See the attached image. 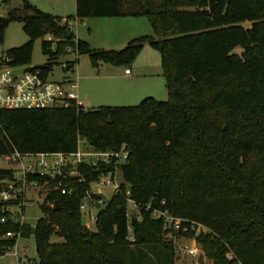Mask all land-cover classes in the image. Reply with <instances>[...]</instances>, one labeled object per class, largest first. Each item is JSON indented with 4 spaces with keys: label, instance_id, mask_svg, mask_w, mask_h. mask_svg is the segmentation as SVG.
Masks as SVG:
<instances>
[{
    "label": "trees",
    "instance_id": "1",
    "mask_svg": "<svg viewBox=\"0 0 264 264\" xmlns=\"http://www.w3.org/2000/svg\"><path fill=\"white\" fill-rule=\"evenodd\" d=\"M76 6L80 18L146 15L154 35L97 49L77 37L70 16L24 0L22 10L0 18V42L8 23L21 20L28 39L7 51L15 63H30L34 40L50 35L42 40L48 68L75 46L96 66L126 65L149 42L162 56L169 97L86 108H0V156L74 152L79 139L103 150L130 149L119 164L120 188L103 205L88 204L99 206L95 230L82 223L81 203L115 162L79 163L77 176L68 168L55 177L27 172V181L51 186L40 203L43 216L32 225L4 210L6 203L20 204L23 192L0 199V255L17 242V235L5 237L12 230L34 235L39 258L30 264H175L167 234L193 237L201 225L197 244L216 264H264V0H76ZM14 172L0 168V192L8 187L3 182L16 181ZM60 180L70 192L54 188ZM129 196L138 210L131 216ZM155 210L181 218V227H165ZM54 235L62 239L53 241ZM149 248L158 250L157 259Z\"/></svg>",
    "mask_w": 264,
    "mask_h": 264
},
{
    "label": "rangeland",
    "instance_id": "2",
    "mask_svg": "<svg viewBox=\"0 0 264 264\" xmlns=\"http://www.w3.org/2000/svg\"><path fill=\"white\" fill-rule=\"evenodd\" d=\"M35 6L42 8L43 10L52 14L60 16H70L74 28V33L81 39L87 40L91 47L97 49H119L124 47L127 42L133 37L141 36L142 34L154 35V29L146 15H124V16H90L80 18L76 15V0H30ZM24 3V0H1L0 3V18L7 16L11 10L20 9ZM22 10V9H20ZM22 12V11H20ZM111 20V22H109ZM250 21H246L245 24H249ZM128 29V33L125 36L122 32ZM120 33V34H119ZM134 33V34H133ZM132 34V35H131ZM131 35V36H129ZM129 36V37H128ZM128 37V38H126ZM50 35H44L38 37L34 41V46L31 55V62L27 63L28 66H35L39 63L50 62V58L42 50L43 39H49ZM28 39V35L23 28V22L18 19H13L8 23L5 29L3 41L0 42V53L4 50H8L12 47H17L23 44ZM240 50V48H238ZM75 57L79 59L74 64L73 75L78 76L79 93H81V99L89 107L98 106L101 104H114V105H127L137 104L145 96L152 95L157 99H167L169 97V91L166 87V77L162 68V56L159 51L154 48L149 42H146L142 49L137 53L136 58L132 63L126 65H118L112 62L101 63L96 66L92 63L91 57L88 53H68L56 60L53 63V69L50 72L51 78H59L64 74L62 69V61L71 60ZM132 69V74L140 82L141 89L144 91L142 95L128 98L126 101L121 99L119 94L116 93L112 87V82L116 79L117 75H120L126 67ZM138 82V83H139ZM85 141L81 140L79 145L81 148H85ZM40 157L37 155L22 156L19 161L6 160L5 156H0V168L11 167L20 172L23 164L35 163ZM45 159L50 166H46V169L55 166L56 156H45ZM117 179L121 180V172H118ZM106 176H102L105 178ZM123 179V178H122ZM17 187L22 186V182L16 177ZM16 181H13L15 183ZM114 182L111 184H98L97 181L91 183V187L87 190H94L95 188L102 187L104 202L112 198V194L115 192ZM51 186L49 184H42L41 186L28 185L22 192L24 197L20 202V207L13 206V216L22 222H28L34 225L37 220L42 217L43 213L40 207V202L46 200V195L49 193ZM98 207L96 206L91 210V213L95 215ZM128 213H138L134 204L128 206ZM92 230H95V222L91 219L86 224ZM203 226L196 227L197 233L200 232ZM196 235L193 237L181 234H174L169 232L167 234L168 240H171L175 247L174 261L175 264H200L199 257L201 253L204 254L201 246L197 244ZM130 237L133 238L131 231ZM62 237L54 235L53 241H60ZM28 245L27 261L25 264H30L31 261L38 259L39 255L36 250L34 235L22 237L18 239V246L20 250H23ZM197 246L200 251L198 254L192 253V249ZM151 256L157 259V251L155 248H149ZM149 262H154L150 257ZM205 264H216L215 261L204 254ZM0 264H17V256L10 249L8 253L0 255Z\"/></svg>",
    "mask_w": 264,
    "mask_h": 264
},
{
    "label": "built area",
    "instance_id": "3",
    "mask_svg": "<svg viewBox=\"0 0 264 264\" xmlns=\"http://www.w3.org/2000/svg\"><path fill=\"white\" fill-rule=\"evenodd\" d=\"M1 3V0H0ZM71 29L74 28V24L71 20H67ZM68 53L76 52L78 53L77 46L68 47ZM67 53V54H68ZM65 60L62 61V69L64 70V74L62 77L57 79L51 78L50 72L53 69V65L48 68V65L44 67H35L28 66L27 63H15L12 56L8 53L7 50H4L0 53V108H15V109H40V108H57V107H70L77 106L86 108L84 101L80 97V93H78L79 84H78V76L73 75L74 72V64L73 60ZM125 71H129V68H126ZM83 140L85 141V148H81L79 142ZM78 148L74 152H41V153H25L26 155H37L40 158L36 160L35 163L23 164V167L20 172H14L15 177L18 176L20 181H22V186L17 187V182H9L8 186L5 189H2L0 192V199L3 201H8L10 198L17 197V194L22 192L26 186H41L38 181L32 180L27 181L26 173L27 172H39L40 174L46 173L52 177H55L59 174H64V169H67V172L71 176H77L79 174L76 169L77 165L82 162H86L90 165H98L101 162L111 163L115 162L116 166L109 170L107 173H103L99 176L98 184H111L114 182L115 191L120 188V185L123 181L117 179L119 169V164L126 162L128 155L130 153L129 147L126 144H123L119 149H98L94 146H91L86 142L85 139H79ZM56 156L55 166H52L46 169V166H50L45 159V156ZM24 156L19 152L6 154V160H20ZM121 172V171H120ZM106 176L102 178V176ZM78 180H83L81 175L78 177ZM55 189H60L62 193L70 192L65 184H63L62 180L59 181L57 185L54 186ZM94 193H103V188L98 187L94 190L87 191L85 199L81 203V208L84 212V216H86V224L91 219L95 222L97 218V214H92L91 210L93 208L89 207L88 204L90 201H96L99 205L104 204L103 197H99L98 199H94ZM129 194V190H127ZM42 203V201L40 202ZM129 203L134 204L136 207L135 200L129 196ZM21 204H17L16 206L20 207ZM14 204L6 203L4 204V210L13 211ZM96 207V206H95ZM94 207V208H95ZM99 208V206H98ZM156 216H164L166 219L165 227L173 226L174 228H180L182 224V219L174 216L172 213L168 211H154ZM3 223L7 222V217L3 216L1 218ZM22 222V221H21ZM187 227L184 226L183 229ZM5 237L17 235L18 239L20 237L19 232H14L12 230H8L5 233ZM18 239L14 246L10 249H13V252L17 256V264H25L27 261V249L28 245L23 250H20L18 246ZM9 250H6L8 253ZM192 253L198 254L200 249L195 246L192 250ZM229 258L232 257V254H228Z\"/></svg>",
    "mask_w": 264,
    "mask_h": 264
},
{
    "label": "crops",
    "instance_id": "4",
    "mask_svg": "<svg viewBox=\"0 0 264 264\" xmlns=\"http://www.w3.org/2000/svg\"><path fill=\"white\" fill-rule=\"evenodd\" d=\"M62 17L66 18L64 16H62ZM109 22H111V20ZM127 33H128V29L127 30L125 29V31L122 32V35H119V36H121V37L125 36ZM131 35H129V36H131ZM128 37H126V38H128ZM126 68H129V67H126ZM126 68L124 69V71L122 73H120V75H117L116 79L111 83L114 91L116 93H118L119 94L118 96H120L121 99H124L125 101L128 98L136 97V96H140V95L144 94L143 93L144 91L141 89L140 82L137 80V78L135 79V77L132 74V69L129 68V71H125ZM78 93H79V90H78ZM80 97H81V93H80ZM86 106H88V105H86Z\"/></svg>",
    "mask_w": 264,
    "mask_h": 264
},
{
    "label": "water",
    "instance_id": "5",
    "mask_svg": "<svg viewBox=\"0 0 264 264\" xmlns=\"http://www.w3.org/2000/svg\"><path fill=\"white\" fill-rule=\"evenodd\" d=\"M44 66H46L45 63H39L38 65H35V67H37V68H39V67H44ZM8 183H9V181H7V182H3L4 185H7ZM54 207H55V208H59V207H60V201H59V200H55V202H54ZM82 223H83V224H86V216H83V217H82ZM199 263H200V264H205V263H204V254H203V253H201V255H200V257H199Z\"/></svg>",
    "mask_w": 264,
    "mask_h": 264
}]
</instances>
